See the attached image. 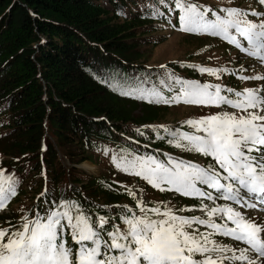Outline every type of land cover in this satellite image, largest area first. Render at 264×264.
<instances>
[{"label": "trees", "instance_id": "trees-1", "mask_svg": "<svg viewBox=\"0 0 264 264\" xmlns=\"http://www.w3.org/2000/svg\"><path fill=\"white\" fill-rule=\"evenodd\" d=\"M100 1L0 0V169L5 175L13 171L19 180L18 194L6 205L11 214L0 215V229L15 230L24 215L31 218L36 211L44 213L53 202L61 200L79 202L93 217H116V223L125 206L138 212L137 200L128 195L129 191L142 190L155 204L170 200L168 191H159L142 178L118 170L112 163L113 155L120 158L130 152L166 161L167 154L201 166L213 162L167 142L164 128L189 131L185 123L178 124L171 115L190 105L169 106L122 96L104 81L125 87L145 82L144 87L155 85L171 95L158 83L165 69L149 64L152 50L160 45L162 31L164 36H198L226 47L229 56H210L201 43L195 58L188 57L197 61L206 54L207 67L222 66L233 71L236 64L232 59L241 52L217 37L179 31V12L170 11L159 0H109L112 10ZM233 1L226 3L230 6ZM238 1L242 4L252 0ZM197 3H217L219 7L213 10L225 7L220 0ZM154 9L163 15L153 16ZM258 9L261 12L264 6ZM164 36L163 40L167 38ZM183 64L171 61L166 66L182 79L236 85L237 75L224 74L217 79L189 67L203 66L200 60ZM133 71L137 77L131 76ZM245 84L251 88L249 82ZM194 107L201 114L195 118L218 110ZM157 134L164 139H158ZM6 156L12 161L3 160ZM61 159L71 165L59 164ZM87 160L98 164L102 161L108 170L102 168L98 177L92 176L78 168ZM27 194L34 200L31 207H15ZM222 201L217 200V205ZM170 202L176 210L182 203L196 208L201 203L179 194ZM204 203L211 205V201ZM67 245L75 248L70 236Z\"/></svg>", "mask_w": 264, "mask_h": 264}, {"label": "snow or ice", "instance_id": "snow-or-ice-1", "mask_svg": "<svg viewBox=\"0 0 264 264\" xmlns=\"http://www.w3.org/2000/svg\"><path fill=\"white\" fill-rule=\"evenodd\" d=\"M159 3L179 12V31L217 37L264 65V12L237 7L213 10L195 0ZM257 3L264 6V0ZM157 15L163 13L154 9L153 16ZM161 67L165 73L158 83L171 95L155 85L144 87L145 82L132 87L104 83L122 96L148 103L235 110L188 119L184 123L191 132L164 128L170 145L213 162L201 166L167 154L162 161L154 155L126 152L120 158L113 155L112 163L159 191L198 199L204 218L179 214L186 209L148 206L138 200V212L125 206L116 223V217H93L79 202L61 200L44 213L36 211L31 218L24 215L15 230L0 229V264H264V223L239 210L264 206V88L241 91L202 84L176 76L166 65ZM189 67L217 79L227 74L237 75L241 81H264V74L238 75L227 67ZM137 132L143 135L140 129ZM157 138L164 136L157 134ZM18 185L14 175H5L0 169V210L18 194ZM128 195L136 199L134 192ZM217 200L231 203L217 205ZM69 236L74 249L67 245ZM215 237L228 238L237 246Z\"/></svg>", "mask_w": 264, "mask_h": 264}, {"label": "rangeland", "instance_id": "rangeland-1", "mask_svg": "<svg viewBox=\"0 0 264 264\" xmlns=\"http://www.w3.org/2000/svg\"><path fill=\"white\" fill-rule=\"evenodd\" d=\"M205 0H195V2H201ZM218 1V0H217ZM101 3L105 4L109 9H113L112 5H110L109 0H101ZM220 2L223 3L222 6L225 7H237V8H241V9H246V10H256L259 11L258 8H260L261 10L263 9V6L258 5L257 0H252V1H246L245 3L240 4L239 1L234 0L232 5H228L226 3V0H220ZM207 6L211 7L212 9H216V7H219V5L210 3L207 4ZM261 12H264L261 11ZM251 18V17H250ZM251 19H255V18H251ZM164 32L162 31L160 37H158V39L160 40L161 37V41H160V45L157 46V48H155L154 50H152V55H151V63H149L150 65H159V68H161L162 65H166L167 62H174V61H178L179 64L184 65L183 63H197L199 60L201 62V64L204 67H207V65L209 64V57H205L206 54H203L199 59H197V61H191L188 57H194L197 54L198 50L201 49L202 47H199V45L202 43L203 47L205 49H208V54L210 56H215V54L217 53L216 56H218L219 54L221 55H225L227 54V56L230 55V52H227V48L224 47L223 45L215 42V41H209L204 39H199L198 36H180L177 34H170L168 36H164ZM163 36L167 37L166 39L163 40ZM206 45V46H204ZM148 49V48H147ZM147 51V50H146ZM193 59V58H192ZM232 62H234L236 64L235 68L233 71L235 72H239L241 75H246V76H250V75H255V74H264V65H260L258 61H252L249 59V57H247L245 54L241 53V54H237L235 59H232ZM222 66H216V67H212V68H221ZM184 67H181V70H183ZM241 69H245L246 71H240ZM257 69V71L255 70ZM131 76L133 77H137V72L133 71L131 72ZM198 81L201 82L200 79H198ZM236 85L231 87L235 90H243L246 88H250L248 87L247 84H245L246 82H249L251 85V88H264V81H246L245 83L241 84L239 83L240 79L237 76V79L235 80ZM202 83V82H201ZM233 83V82H232ZM225 84V83H223ZM241 84V85H239ZM234 85V84H232ZM194 111V112H193ZM222 111H235L231 108H226V107H220L218 108V110L215 111H210L209 113L211 114H216V113H220ZM201 115L198 111L197 108L194 106H189V107H185L184 109H181V111H174V113L171 115L172 119L177 122L178 124H182L187 120V117L190 118H195L198 117L197 115ZM210 115V114H209ZM189 131H192L191 128H189ZM3 160H5L6 162H10L12 161L11 157L6 156V158H4ZM61 162L63 163V165H66V167H69L71 164L67 161L61 159L59 161V164H61ZM79 169L83 170L84 172L86 171L88 174L98 177L100 175V173L102 172V168L108 170L107 165H105L102 161L100 164H98L95 160H87L84 163H82L80 166H78ZM10 175H15L13 171L9 172ZM31 176V175H30ZM30 179V178H29ZM26 184H29V186L33 185L29 182H27ZM31 189L30 187L27 186V192L30 193ZM132 192L135 193L136 195V200H143L144 203L148 206H157V205H163V204H167L169 207H172L170 200L176 198L178 196V193H175L173 191H168L169 196L168 199L170 200H166L161 204H155V202H152L154 204H152L150 202L149 199L146 198V196L144 195L142 190H132ZM30 194H27L26 196L22 197V201L19 202V204L15 205L16 206H20L22 207V205H24L25 207L29 208L31 207L32 203H33V198H31V196H29ZM181 202V201H179ZM231 202H227V201H222L220 202V205H224V204H229ZM209 204V203H206ZM234 207H238L233 205ZM14 207V208H15ZM180 209H186L183 212H180L181 214H188V216H200L201 218H204V213H202L201 211H199V207L196 208L195 206L191 205V204H181ZM187 209H193L192 211H188ZM243 212H245L246 216L254 218L255 221L257 223H264V206H262L261 208H258L256 210H244V209H239ZM11 212V211H10ZM9 212V213H10ZM201 231H208V229H205L203 227L200 228ZM216 239H218L220 242L224 243V244H228L231 246H237L236 242L228 239V238H223V237H215ZM241 247H243V245H240Z\"/></svg>", "mask_w": 264, "mask_h": 264}]
</instances>
